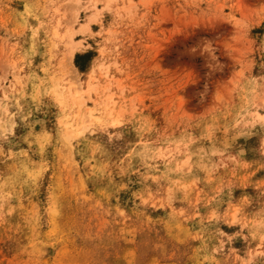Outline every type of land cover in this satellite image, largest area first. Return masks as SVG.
Returning <instances> with one entry per match:
<instances>
[{"label":"rangeland","instance_id":"374dc122","mask_svg":"<svg viewBox=\"0 0 264 264\" xmlns=\"http://www.w3.org/2000/svg\"><path fill=\"white\" fill-rule=\"evenodd\" d=\"M0 264H264V0H0Z\"/></svg>","mask_w":264,"mask_h":264}]
</instances>
